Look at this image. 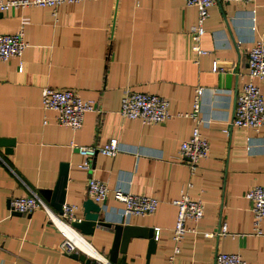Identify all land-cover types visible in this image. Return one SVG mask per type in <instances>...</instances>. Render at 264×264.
<instances>
[{"label": "crops", "instance_id": "1", "mask_svg": "<svg viewBox=\"0 0 264 264\" xmlns=\"http://www.w3.org/2000/svg\"><path fill=\"white\" fill-rule=\"evenodd\" d=\"M208 11L198 42L203 53L190 31L197 7L185 0H78L60 2L55 14L41 5L0 11V32L23 24L28 42L20 55L0 61V136L15 138L11 153L0 146V264H85L60 251L61 235L43 209L18 213L10 207L13 197L31 191L45 199L62 162L68 163L66 203L80 206L78 217L93 176L109 187L107 221L154 227L157 246L148 262V239L141 237L131 238L115 263L167 264L175 245L172 200L183 190L203 200L204 214L186 220L190 230L178 244L177 264H214L217 252L264 264V217L257 233L246 196L250 187L264 185V124L256 130L229 122L248 80L249 50L264 39V0H217ZM255 81L264 98V83ZM44 86L73 89L93 99L96 109L86 111L76 129L60 124L56 111L41 103ZM196 87L202 88L206 124L200 129L210 148L191 172L178 152L193 126L183 113L192 109ZM125 89L167 97L172 115L159 123L123 116ZM112 137L121 144L115 155L98 152L90 168L80 166L84 157L71 143L102 144ZM115 187L155 196L158 205L152 213L125 215ZM85 236L109 256L112 227L97 226Z\"/></svg>", "mask_w": 264, "mask_h": 264}, {"label": "built area", "instance_id": "2", "mask_svg": "<svg viewBox=\"0 0 264 264\" xmlns=\"http://www.w3.org/2000/svg\"><path fill=\"white\" fill-rule=\"evenodd\" d=\"M63 1L78 0H0V11L8 10L11 7H24L31 5H41L51 7L55 14L56 5ZM217 0H185L186 4L197 7V21L190 26L192 37L196 44L194 48L203 53L198 42L205 32L204 21L208 16L210 5ZM243 1L251 0H225ZM28 42L24 36V25L21 24L14 32H0V61L8 59L13 55H20L26 48ZM213 69H217V63ZM248 80L243 84L238 93L234 113L230 119V124L238 127H248L259 129L264 124V98L260 86L255 79L264 83V39H257L248 53L247 60ZM201 87L195 88L193 107L190 111L183 113L193 121L190 135L179 144V157L185 159L191 172L197 166L198 161L208 155L210 148L209 140L201 132L200 127L205 123L204 117L200 115V93ZM41 103L44 108L56 111V121L60 124L68 125L72 129L80 127L83 123L84 114L88 110L96 109L93 99L82 98L75 90L70 88H55L44 86L41 89ZM120 113L130 118H138L146 123H159L172 115L169 110V100L163 95L156 93L134 91L125 89L120 99ZM224 130L227 132L228 127ZM83 155L84 159L80 163L83 168H90L91 161L98 152L107 155H115L120 149V141L112 137L102 144L78 145L71 143ZM190 184V183H189ZM109 191L107 184L93 176L87 180L88 195L96 202L102 204L103 209L106 195ZM113 197L123 202V213L147 214L152 213L158 205V198L150 195H143L125 191L119 187L112 189ZM246 196L251 202L253 214V224L257 233H262L260 221L264 217V185L256 184L250 187ZM172 202L177 206V214L172 230V239L175 242L174 249L167 257V264L176 263V253L179 251V242L184 234L190 230L185 222L188 219L199 220L204 214V202L201 198L191 197L186 191H181L179 197ZM12 210L30 213L41 208L45 211L47 218L54 224L61 235L59 249L62 253L82 252L91 259V264H117L111 261L107 255L94 247L85 234L80 232L72 221L80 219L76 215L79 205L64 203L63 212L59 214L52 206L43 199L37 192L21 196H15L10 200ZM226 230L223 223L220 233ZM209 235L210 233H206ZM214 264H247V260L237 252H217Z\"/></svg>", "mask_w": 264, "mask_h": 264}, {"label": "water", "instance_id": "3", "mask_svg": "<svg viewBox=\"0 0 264 264\" xmlns=\"http://www.w3.org/2000/svg\"><path fill=\"white\" fill-rule=\"evenodd\" d=\"M15 143V138L10 136H0V146L4 147L6 153H11ZM68 180V163L60 164V171L56 183L49 190L48 194L44 193L45 199L52 208L61 214L63 212V204L66 202V184ZM102 203H105L103 200ZM82 216L75 219L71 223L83 234H93L97 226L112 227L113 241L108 250V258L115 261L119 252L124 253L127 250L128 243L131 238H147L148 245L146 251V261L156 251L157 240L155 238V229L153 226L141 225L135 223H114L105 219V210L102 204L94 201L91 197H87L82 202ZM16 211V210H15ZM19 213V211H16ZM72 257L78 258L85 264H91V259L86 257L82 252L70 253Z\"/></svg>", "mask_w": 264, "mask_h": 264}]
</instances>
